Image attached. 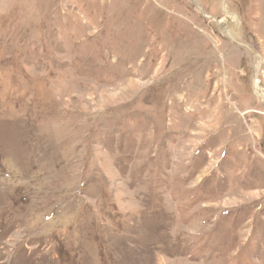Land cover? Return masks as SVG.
<instances>
[{
	"label": "rangeland",
	"instance_id": "rangeland-1",
	"mask_svg": "<svg viewBox=\"0 0 264 264\" xmlns=\"http://www.w3.org/2000/svg\"><path fill=\"white\" fill-rule=\"evenodd\" d=\"M263 97L264 0H0V264H264Z\"/></svg>",
	"mask_w": 264,
	"mask_h": 264
},
{
	"label": "bare ground",
	"instance_id": "bare-ground-1",
	"mask_svg": "<svg viewBox=\"0 0 264 264\" xmlns=\"http://www.w3.org/2000/svg\"><path fill=\"white\" fill-rule=\"evenodd\" d=\"M258 83L255 84V88H256V91L260 93V92H262V89H261V87H260V85Z\"/></svg>",
	"mask_w": 264,
	"mask_h": 264
},
{
	"label": "water",
	"instance_id": "water-1",
	"mask_svg": "<svg viewBox=\"0 0 264 264\" xmlns=\"http://www.w3.org/2000/svg\"><path fill=\"white\" fill-rule=\"evenodd\" d=\"M227 33H228V35L231 37V39H232L233 41H235L236 43H239L235 38H233V37L231 36V33H230V29H229V28L227 29Z\"/></svg>",
	"mask_w": 264,
	"mask_h": 264
}]
</instances>
